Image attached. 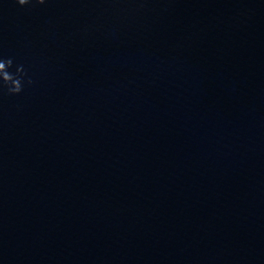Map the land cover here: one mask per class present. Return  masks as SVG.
<instances>
[{
    "label": "water",
    "instance_id": "obj_1",
    "mask_svg": "<svg viewBox=\"0 0 264 264\" xmlns=\"http://www.w3.org/2000/svg\"><path fill=\"white\" fill-rule=\"evenodd\" d=\"M0 56V264H264V0H0Z\"/></svg>",
    "mask_w": 264,
    "mask_h": 264
},
{
    "label": "clouds",
    "instance_id": "obj_2",
    "mask_svg": "<svg viewBox=\"0 0 264 264\" xmlns=\"http://www.w3.org/2000/svg\"><path fill=\"white\" fill-rule=\"evenodd\" d=\"M16 3L20 6L43 5L46 0H16ZM13 64L12 58L0 56V90L6 89L9 95H18L24 90L25 85L30 86L33 81L22 65H17L14 72L10 71Z\"/></svg>",
    "mask_w": 264,
    "mask_h": 264
}]
</instances>
